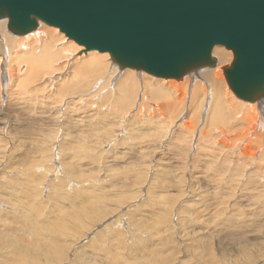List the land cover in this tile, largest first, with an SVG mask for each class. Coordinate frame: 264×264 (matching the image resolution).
Instances as JSON below:
<instances>
[{
  "label": "rangeland",
  "instance_id": "374dc122",
  "mask_svg": "<svg viewBox=\"0 0 264 264\" xmlns=\"http://www.w3.org/2000/svg\"><path fill=\"white\" fill-rule=\"evenodd\" d=\"M216 47L215 58L229 50ZM231 60L219 64L224 84ZM113 64L111 77L88 82L68 66L52 80L30 72L8 91L0 78V264H264V130L232 133L245 129L240 118L264 123V95L246 110L227 95L232 106L209 119L205 77L173 78L185 97L171 107L164 87L154 96L144 79L127 85ZM152 76L146 84L165 85Z\"/></svg>",
  "mask_w": 264,
  "mask_h": 264
},
{
  "label": "water",
  "instance_id": "95a60500",
  "mask_svg": "<svg viewBox=\"0 0 264 264\" xmlns=\"http://www.w3.org/2000/svg\"><path fill=\"white\" fill-rule=\"evenodd\" d=\"M3 17L14 33L41 20L84 50L161 77L213 63L211 50L223 45L233 51L224 68L233 92L264 94V0H0Z\"/></svg>",
  "mask_w": 264,
  "mask_h": 264
},
{
  "label": "bare ground",
  "instance_id": "6f19581e",
  "mask_svg": "<svg viewBox=\"0 0 264 264\" xmlns=\"http://www.w3.org/2000/svg\"><path fill=\"white\" fill-rule=\"evenodd\" d=\"M8 19L7 17H3V18H0V72H1V80H4L6 78V82L4 81L5 85V89H7V91L11 88V84H14L15 82H18L19 80L21 81V84L22 82H24V78H20L21 76L23 75H28L30 72L33 73V71H36L38 70V75L40 76L41 74L43 73H48L46 78L47 80H50L53 75L57 74V73H60L64 70L65 67H69V69L72 68V73L73 75L74 74H77L81 80H86L88 79L90 76H94V77H97L99 75H97V73L101 74L102 72H105L107 73V75L109 74V76L111 77L112 74H114L117 70L116 68V65H114L113 63H116L115 61L112 60V58L110 59L111 55L109 54V52H99L97 51L96 49H91V50H84V46H82L81 44H78L77 42H75L73 39H70L68 38L62 31H60L56 26H51V25H48V24H44V22H42L41 20H38V25L36 27H34L32 30L26 32V33H23V34H20V33H14L12 32L8 26ZM216 46H219V45H215L213 47V49L216 47ZM220 46H223V45H220ZM224 47V46H223ZM211 50V55L213 53V51L215 50ZM217 49V47H216ZM226 49H229V48H226ZM82 50H84L82 53H77L78 52H81ZM224 50L223 52L220 53L219 57L215 58L214 62L211 63V64H208L207 66H200L197 67V68H191V69H188L186 70L180 77H162V78H167L166 80H163L165 82V85L163 84V86L159 87V84H152V80H150L151 82L146 84V79L145 77H150V76H147L148 73L147 71V75H146V72L144 70V73H141L142 74V77L141 75L137 72V78H136V74L134 75V72H133V68L132 67H120V68H124L123 70H119V74H120V78H122V81L124 83L127 84V82L130 81L131 85H133L134 83L136 82H141L143 79L145 80L143 83V87L145 88L146 86H148V88L146 87V89L149 90V92L151 93V95H154V96H159V95H162L161 92L163 91V93L165 92V89H166V92L164 93V95H168L169 97L171 96V99L172 97H174V101H170L168 104L174 106V107H179V105H181V103L183 104V99H184V94L185 92H181L180 88H179V81L178 80H174L173 78H181L186 72H189L190 71V75H191V78L193 79V74L191 73V71H193L196 75L200 76L201 78H204L206 79V81L208 82V90L207 92L205 93L203 90H202V94H204L201 98H206L207 97V100L206 101L208 104H205V108L203 109L204 111V114L207 115L209 114V119H211V117L214 119H216L215 116H218L220 117V112L222 110V107L226 106H232L231 104L228 103V96H230L232 98V100L235 102V103H238L239 102V105L240 106H243L246 110V108L249 106L248 102L250 101H254L256 98L254 99H251V100H245L243 98H240L238 97L234 92L233 90L231 89V87L229 86L228 82H227V78L226 76L225 79H226V82L224 84L223 82V77H222V74H221V70H220V66L219 64H221L225 57L227 56V54H231L232 52V58H233V51L231 50ZM217 59V60H216ZM111 60L113 61V63L111 62ZM232 61V60H231ZM231 64V62H230ZM229 64V65H230ZM210 65V66H209ZM211 65H214V66H211ZM229 65H224L222 67L223 69V72H224V68H226V66H229ZM118 66V64H117ZM217 66H219L217 68ZM130 68V69H129ZM126 69V70H125ZM136 69V68H135ZM116 70V71H115ZM140 70H143V69H140ZM214 70L213 72V75H211V72ZM3 71H4V75L3 74ZM104 75V73H102ZM61 75V74H59ZM225 75V74H224ZM75 76V75H74ZM78 77V78H79ZM104 77V76H103ZM152 77H155L154 79H157L161 76H155L153 75ZM157 77V78H156ZM186 81L188 80V77L185 75L184 76ZM211 77H213L215 80H221V82H223V85L225 86V92H224V95L222 94L223 92L220 91L219 89L215 88V83H217L214 79H212ZM16 78H18L17 81L13 82ZM27 78V77H25ZM29 78V77H28ZM33 78V77H32ZM35 78L37 77H34L33 79L35 80ZM118 77H116L117 79ZM211 78V79H210ZM31 79V78H30ZM29 79V80H30ZM43 79V78H42ZM53 79V78H52ZM51 79V80H52ZM115 79V78H114ZM138 79V81H137ZM151 79V78H150ZM153 79V81H155ZM161 79V78H159ZM158 79V80H159ZM197 79V78H196ZM210 79V80H209ZM32 80V81H34ZM41 80V79H40ZM99 80V79H98ZM109 80V79H108ZM107 79H105V83L106 81L108 82ZM31 81V82H32ZM81 81V82H82ZM87 81V80H86ZM117 81V80H116ZM120 81V80H119ZM181 81V79H180ZM195 81V79H194ZM13 82V83H12ZM37 82V81H36ZM42 82V80H41ZM68 82V81H67ZM79 81L78 84L81 83ZM84 82V81H83ZM88 82V81H87ZM94 82V81H92ZM118 82V81H117ZM133 82V84H132ZM156 82V81H155ZM196 82V81H195ZM201 82V81H200ZM39 83V82H38ZM44 83V82H43ZM55 83V82H54ZM86 83V82H85ZM97 83V82H96ZM112 83V82H111ZM119 83V82H118ZM121 83V82H120ZM158 83V82H157ZM183 83L186 84V82H184L183 80ZM203 83V82H202ZM212 83V84H211ZM41 84V83H40ZM53 84V83H51ZM89 84V83H87ZM98 84V83H97ZM107 84V83H106ZM123 84V83H122ZM129 84V83H128ZM127 84V85H128ZM140 84V83H139ZM142 84V83H141ZM181 84V82H180ZM184 84V85H185ZM196 84V83H195ZM20 85V84H19ZM28 86L31 84H27ZM45 85V84H44ZM54 85V84H53ZM57 85V84H56ZM67 85V84H66ZM65 85V86H66ZM93 85V84H92ZM91 85V87H92ZM96 85V84H95ZM99 85V84H98ZM97 85V87H98ZM108 85V84H107ZM113 85V84H112ZM116 85V84H114ZM113 85V86H114ZM130 85V87H131ZM135 85V84H134ZM138 85V84H137ZM187 85V84H186ZM194 85V84H193ZM201 85V84H200ZM15 86V85H13ZM12 86V87H13ZM38 86V85H37ZM36 86V87H37ZM48 86V85H47ZM81 86V84H80ZM118 86V85H117ZM125 86V85H124ZM202 86V85H201ZM215 88L213 89L212 88ZM32 87H33V83H32ZM49 87V86H48ZM106 87V86H105ZM115 87V86H114ZM113 87V88H114ZM121 86H119L120 88ZM142 87V88H143ZM165 89H164V88ZM189 87V86H188ZM193 87V86H192ZM219 87V86H218ZM3 88V87H2ZM17 88V87H16ZM23 88H25V86H23ZM39 89V87H37ZM56 88V87H55ZM96 88V87H95ZM104 88V87H103ZM112 88V90H113ZM116 88V87H115ZM114 88V89H115ZM129 88V86L127 87ZM141 88V89H142ZM160 88V89H159ZM163 88V89H162ZM174 90H173V89ZM183 88V87H182ZM191 88V87H190ZM0 89H1V86H0ZM19 89V88H18ZM140 89V88H139ZM144 89L143 91L145 92ZM170 89H172V91H170ZM196 87L194 86V88L192 89V100L194 99H198L199 100V95H200V89L196 90ZM15 90V88L13 89ZM21 90V89H20ZM23 90V89H22ZM30 90V89H29ZM60 90V89H59ZM127 90V89H126ZM148 90H147V93H148ZM184 90V88H183ZM18 91V90H17ZM27 91V90H26ZM62 91V90H61ZM64 91V90H63ZM115 91V90H114ZM118 91V90H117ZM1 92V91H0ZM128 92V91H127ZM143 92V93H144ZM14 93V92H13ZM31 93V92H30ZM33 93H36V92H33ZM109 93V92H108ZM114 93V92H113ZM113 93H111L113 95ZM3 94V93H2ZM16 94V93H15ZM29 94V93H27ZM104 94V93H103ZM177 94V95H176ZM20 95V94H19ZM35 95V94H33ZM107 95H110V94H107ZM228 95V96H227ZM232 95V96H231ZM264 95V94H263ZM22 96V95H20ZM50 96V95H49ZM126 96V95H125ZM262 96V95H260ZM258 96V98L260 97ZM30 97V96H28ZM85 97V96H84ZM83 97V101L84 100H87V99H84ZM113 97V96H111ZM116 97V96H115ZM143 97V96H142ZM145 97V96H144ZM153 97V96H152ZM31 98V97H30ZM79 98V97H78ZM117 98V97H116ZM119 98H121L119 96ZM164 98V97H163ZM81 99V98H80ZM91 100V99H90ZM93 100V99H92ZM101 100V99H100ZM116 100V99H115ZM114 100V102H116ZM126 100V99H125ZM143 100V99H142ZM145 100V99H144ZM82 101V99H81ZM118 101V100H117ZM195 101V100H194ZM264 102V100H263ZM125 103V101H124ZM212 103V104H211ZM248 103V104H247ZM256 104V103H255ZM259 104V103H258ZM98 105V104H96ZM118 105V104H117ZM125 105V104H124ZM158 105V104H157ZM160 105V104H159ZM165 105V103H164ZM171 105V107H172ZM201 105V101L197 102L196 103V106H200ZM262 105V104H261ZM139 106V105H138ZM161 106V105H160ZM168 109L171 108L169 107V105H167ZM140 107V106H139ZM173 107V108H174ZM182 107V106H181ZM226 107H224L226 109ZM163 108V107H162ZM166 108V107H164ZM155 109V108H154ZM172 110V108H171ZM173 111L175 112V109H173ZM172 111V112H173ZM191 111V110H190ZM223 111V110H222ZM171 112V113H172ZM252 112V110H251ZM168 113V112H167ZM150 116V115H149ZM254 116V115H253ZM206 118V117H205ZM204 118V119H205ZM242 121H240L239 123L241 124H244L245 125V129L243 128H239L238 130H232V133L234 134L235 137L238 136V138L240 139H247L248 136L251 135L252 132H255L257 129L259 130H264V123L263 122H260V121H255L252 120V119H247V123H243V120L242 118H240ZM224 121V120H223ZM186 122V121H185ZM169 126V125H168ZM185 127H180L181 129L186 128V132L187 130L191 129L189 123H186L184 125ZM163 127V126H161ZM174 127V126H173ZM164 128V127H163ZM185 131L183 132V135L185 133ZM172 132V131H171ZM205 133V132H204ZM202 133V131L199 132V134L197 135L198 137V140H200V136L202 135L203 137H206V135ZM226 133V132H225ZM239 133V134H238ZM219 134V133H218ZM237 134V135H236ZM189 135V134H188ZM154 136V135H153ZM217 137V136H216ZM184 138V137H182ZM193 138V134L191 135V139ZM190 139V140H191ZM209 139V138H208ZM229 140V139H228ZM162 141V140H161ZM218 141V140H217ZM226 141H227V137H226ZM203 142V141H202ZM243 142V141H241ZM238 144V143H237ZM233 148V147H232ZM246 150H249V148H247ZM250 151V150H249ZM249 151H244V153H248ZM253 153V151H252ZM250 154V152H249ZM247 154V155H249ZM252 155V154H251ZM250 156V155H249ZM45 159V158H44ZM58 186V185H56ZM70 186V185H69ZM102 190V189H101ZM32 195V194H31ZM29 197V196H28ZM81 201V200H80ZM82 206V205H81ZM76 207V206H75ZM80 207V206H79ZM45 208V207H44ZM83 208V207H82ZM75 209V208H74ZM62 210V209H61ZM85 210V209H84ZM72 212V211H71ZM85 212V211H84ZM77 213V212H76ZM86 213V212H85ZM80 214V213H79ZM60 215V214H59ZM62 215V214H61ZM77 216V215H76ZM74 216L73 214V217H76ZM63 219V218H62ZM79 219V217L77 218ZM12 220V219H11ZM75 221H77L75 219ZM81 222V221H80ZM37 224V223H36ZM35 224V225H36ZM40 225V224H39ZM41 226V225H40ZM39 226V227H40ZM62 226V225H61ZM25 228V227H22V229ZM31 228V227H30ZM49 229V227H47ZM45 229V228H44ZM47 229V230H48ZM65 229V228H64ZM29 230L27 229L26 233L23 232L27 237L31 236L32 234H30V232H28ZM41 231V230H40ZM49 231H51L49 229ZM63 231V227L60 228L59 227V232ZM39 229L37 227L36 229V234L39 235ZM44 232V231H43ZM50 233V232H49ZM47 233V234H49ZM35 234V233H34ZM33 234V235H34ZM16 235V234H15ZM18 236V235H16ZM23 236V234L21 235ZM36 236V235H35ZM19 237H20V234H19ZM25 238V237H24ZM34 238V237H33ZM37 238V237H36ZM44 238V237H43ZM30 239V238H29ZM46 239V238H45ZM21 240V239H20ZM23 240V239H22ZM37 240V239H36ZM40 240V238H39ZM44 240V239H43ZM10 241V240H9ZM17 241V240H16ZM11 242V241H10ZM13 242V241H12ZM11 242V243H12ZM27 242V241H26ZM37 242V241H36ZM25 243V242H24ZM41 243V240L40 242ZM38 243V244H39ZM44 245L41 246L45 248V251H47V253H49L50 251H52V246L53 244H48V243H45L43 242ZM29 245V244H28ZM35 246V245H34ZM38 246V245H37ZM55 246V245H54ZM13 247V246H12ZM31 247V246H30ZM33 248V247H32ZM15 251V250H14ZM54 251V250H53ZM20 252V251H19ZM46 253V254H47ZM13 254V252H12ZM14 256V255H13ZM26 256V255H25ZM16 259H18L16 257ZM30 260V259H29ZM129 260V259H128ZM24 261V260H23ZM112 261V260H111ZM130 261V260H129ZM128 263H131L129 262ZM132 261V260H131ZM137 262V261H136ZM24 263V262H23ZM119 263V262H118ZM127 263V264H128ZM25 264V263H24ZM120 264V263H119Z\"/></svg>",
  "mask_w": 264,
  "mask_h": 264
}]
</instances>
